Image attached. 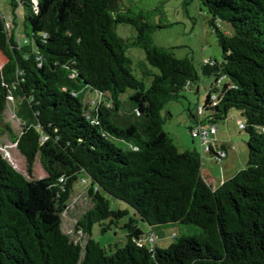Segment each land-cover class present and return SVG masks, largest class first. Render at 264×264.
Segmentation results:
<instances>
[{
    "label": "trees",
    "instance_id": "trees-1",
    "mask_svg": "<svg viewBox=\"0 0 264 264\" xmlns=\"http://www.w3.org/2000/svg\"><path fill=\"white\" fill-rule=\"evenodd\" d=\"M121 1L10 0V22L0 17V122L28 175L0 154V264H264V0H199L222 56L202 64L214 81L203 120H190L218 126L235 111L248 134L245 168L219 186L203 177L202 155L180 152L163 129L166 107L200 81L193 61L154 43L158 9ZM132 49L145 52L139 76ZM11 100L19 134L2 118ZM208 153L221 158L217 146ZM37 162L47 176L35 182ZM81 181L92 203L76 224L84 245L60 221ZM125 217L124 246L92 238ZM140 222L177 229L175 242L144 244Z\"/></svg>",
    "mask_w": 264,
    "mask_h": 264
},
{
    "label": "rangeland",
    "instance_id": "rangeland-1",
    "mask_svg": "<svg viewBox=\"0 0 264 264\" xmlns=\"http://www.w3.org/2000/svg\"><path fill=\"white\" fill-rule=\"evenodd\" d=\"M9 3L10 0H0V17L7 22H10L11 14ZM120 5L123 10L126 7L133 8L135 11L158 9L156 16L152 17V22L163 28H158L153 33L154 43L160 47L172 49L175 56L179 59L189 58L193 61L200 75V81L197 86L183 92V98L170 103L166 107L165 111L169 112V114L163 112V117L165 118L163 129L170 134L180 152L196 150L202 155L203 177L212 185L219 186L224 179L237 174L245 168L248 158V134L240 128V124L243 121L240 115L235 111H231L227 120L219 122L216 134L210 135L209 138L210 143H214V146L216 144L219 151L222 149L219 146L220 142L225 144L226 154H222L220 159H216L214 155L208 153V144L204 138L200 136L194 137L190 132V129L195 126L193 121L190 120V114L192 113L203 120L202 109L199 110V108L203 107L207 91L214 81L213 78L201 76V66L209 60H220L222 56V50L218 44L216 34L209 24L210 16L201 7L199 0H122ZM23 12L20 9L21 15H23ZM227 26V24H221V29L229 32L230 30L226 28ZM117 32L122 38L129 41H132L136 36L134 29L127 25H119ZM129 55L133 58L136 65L135 74L139 76L140 69L138 65L146 62L145 52L142 49H132ZM6 61V58L0 53V69ZM92 98L87 94L85 101L89 103ZM14 104L12 100L9 102L7 111L2 118L6 123L10 124L13 134H19L21 124L16 118V107ZM2 123L4 122H0V154L19 172L28 176L26 173V162L17 150L16 145L10 141L6 128ZM204 127L207 132L211 125L204 124ZM46 176L42 165L37 162L32 179L37 182ZM85 188H87V183L79 182L75 187V193L71 198L69 207L60 218L64 232L70 235L73 240L81 241L83 245L86 240L81 232L76 231V224L78 219L92 207ZM40 199L41 195L35 196L31 204L33 208L42 210ZM120 205L123 208H128L123 204ZM130 216H134L131 211ZM126 222L127 217L120 221L118 228L113 227V229L106 232H102L101 227L95 225L92 231V238L107 250L110 248L114 250L116 245L122 247L126 243V230L123 228ZM139 225L144 232V244H147L151 236L160 249H167L175 242L174 237L178 233L177 229L169 227L155 231L153 234L150 232L148 225L141 222Z\"/></svg>",
    "mask_w": 264,
    "mask_h": 264
},
{
    "label": "built area",
    "instance_id": "built-area-1",
    "mask_svg": "<svg viewBox=\"0 0 264 264\" xmlns=\"http://www.w3.org/2000/svg\"><path fill=\"white\" fill-rule=\"evenodd\" d=\"M240 128L243 129L244 128V125H240ZM218 130V127L217 126H211V128L209 129V131L206 132V129L204 127V125H196L193 129V132H192V135L194 137H203L205 142L208 144L207 145V151H209V147L212 146L214 147V143H210L209 141V138H210V135H215L216 134V131ZM264 131V130H263ZM208 141V142H207ZM222 154H226L222 151H219V155L220 157H222ZM151 241H154V238H152L151 236Z\"/></svg>",
    "mask_w": 264,
    "mask_h": 264
},
{
    "label": "crops",
    "instance_id": "crops-1",
    "mask_svg": "<svg viewBox=\"0 0 264 264\" xmlns=\"http://www.w3.org/2000/svg\"><path fill=\"white\" fill-rule=\"evenodd\" d=\"M200 109H202V108H199V110H200ZM240 125H241V124H240ZM215 146H217V145L215 144ZM219 146L225 148V144H224L223 142H220V145H219ZM218 150H219V149H218ZM233 176H234V175H233ZM233 176H229L228 178L224 179L223 181L228 180L229 178H231V177H233Z\"/></svg>",
    "mask_w": 264,
    "mask_h": 264
}]
</instances>
